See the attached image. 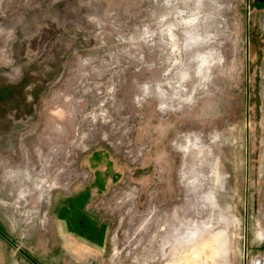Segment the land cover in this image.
I'll return each mask as SVG.
<instances>
[{
    "label": "rangeland",
    "instance_id": "1",
    "mask_svg": "<svg viewBox=\"0 0 264 264\" xmlns=\"http://www.w3.org/2000/svg\"><path fill=\"white\" fill-rule=\"evenodd\" d=\"M261 260L264 2L0 0V264Z\"/></svg>",
    "mask_w": 264,
    "mask_h": 264
},
{
    "label": "flooded vegetation",
    "instance_id": "2",
    "mask_svg": "<svg viewBox=\"0 0 264 264\" xmlns=\"http://www.w3.org/2000/svg\"><path fill=\"white\" fill-rule=\"evenodd\" d=\"M83 214L82 212L77 211L76 213L72 214V219L70 220H62L59 221V224L63 229H68L72 233L70 237L73 236L74 239L82 240L81 243L85 246H89L92 244L93 247H98L103 244L102 243V234L101 230L98 231L96 229L95 221L92 220L91 225L86 222H83ZM86 215V214H83ZM87 216V215H86ZM91 220V218H89ZM80 220V221H79ZM67 231V230H66ZM71 241V239H69ZM80 243V244H81ZM81 244V245H82ZM259 264H262V260Z\"/></svg>",
    "mask_w": 264,
    "mask_h": 264
},
{
    "label": "crops",
    "instance_id": "3",
    "mask_svg": "<svg viewBox=\"0 0 264 264\" xmlns=\"http://www.w3.org/2000/svg\"><path fill=\"white\" fill-rule=\"evenodd\" d=\"M94 162L96 163V165H98V168L100 167L101 168V166H107L108 164H107V162L105 161V160H100V156H99V154H97V155H95V157H94ZM96 176H97V174H96ZM104 184V183H103ZM102 184V185H103ZM102 185H96V186H102ZM103 187V186H102ZM101 187V188H102ZM88 191L87 190H85V191H83V192H81L80 194H78V195H76V196H74V197H71L70 199H73V201H74V203L75 204H73V202H71V206L69 207L71 210H73V208H74V210L73 211H70V209H69V211H70V213L71 214H67L68 213V211H64V210H60V212H57V214H58V220L59 221H62V220H70V219H72V214L73 213H76L78 210H76V208L75 207H77L78 209H79V207H80V209H82L83 211H84V213L85 214H87V215H90V216H92L87 210H86V208H85V203H86V201H87V199H88ZM69 202L68 201H66V203L65 204H68ZM80 215L81 216H83V222H86V223H88L89 225H91V223H92V220H94L93 218H91V220L89 219V217H87L86 215H83V214H81L80 213ZM93 217V216H92ZM95 218V217H94ZM96 219V221L95 222H97L95 225H96V229L98 230V231H100L101 230V224H99V221H98V219L97 218H95ZM80 221V220H79ZM63 229V228H62ZM67 230V231H66ZM63 231H65L68 235H69V237L72 235V233L70 232V230H68V229H63ZM105 228H103V231L101 230V234H103L102 236V243L104 244V236H105ZM75 241H76V246L77 247H87V248H92V249H95V250H101L102 248H103V244L100 246V248H98V247H93L92 246V244L91 245H89V246H84L82 243H81V241L82 240H79V239H75ZM82 245H81V244Z\"/></svg>",
    "mask_w": 264,
    "mask_h": 264
},
{
    "label": "water",
    "instance_id": "4",
    "mask_svg": "<svg viewBox=\"0 0 264 264\" xmlns=\"http://www.w3.org/2000/svg\"><path fill=\"white\" fill-rule=\"evenodd\" d=\"M258 1H260V2H264V0H258Z\"/></svg>",
    "mask_w": 264,
    "mask_h": 264
},
{
    "label": "bare ground",
    "instance_id": "5",
    "mask_svg": "<svg viewBox=\"0 0 264 264\" xmlns=\"http://www.w3.org/2000/svg\"><path fill=\"white\" fill-rule=\"evenodd\" d=\"M11 174V173H10ZM9 176V175H8ZM5 177V176H4ZM259 264V263H258Z\"/></svg>",
    "mask_w": 264,
    "mask_h": 264
}]
</instances>
